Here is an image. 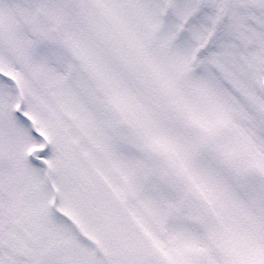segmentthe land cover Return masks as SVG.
<instances>
[{
  "label": "snow or ice",
  "instance_id": "6c2138e0",
  "mask_svg": "<svg viewBox=\"0 0 264 264\" xmlns=\"http://www.w3.org/2000/svg\"><path fill=\"white\" fill-rule=\"evenodd\" d=\"M0 264H264V0H0Z\"/></svg>",
  "mask_w": 264,
  "mask_h": 264
}]
</instances>
